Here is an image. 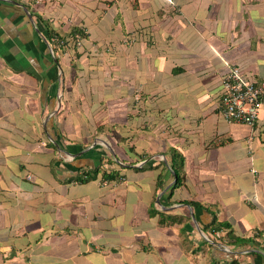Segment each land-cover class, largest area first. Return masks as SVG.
<instances>
[{"label": "crops", "instance_id": "obj_1", "mask_svg": "<svg viewBox=\"0 0 264 264\" xmlns=\"http://www.w3.org/2000/svg\"><path fill=\"white\" fill-rule=\"evenodd\" d=\"M231 65L264 79V0H0V264H264V95L226 121Z\"/></svg>", "mask_w": 264, "mask_h": 264}, {"label": "built area", "instance_id": "obj_2", "mask_svg": "<svg viewBox=\"0 0 264 264\" xmlns=\"http://www.w3.org/2000/svg\"><path fill=\"white\" fill-rule=\"evenodd\" d=\"M224 91L220 100L221 114L229 123L255 125L259 117L264 79H248L240 66H229L223 81Z\"/></svg>", "mask_w": 264, "mask_h": 264}, {"label": "trees", "instance_id": "obj_3", "mask_svg": "<svg viewBox=\"0 0 264 264\" xmlns=\"http://www.w3.org/2000/svg\"><path fill=\"white\" fill-rule=\"evenodd\" d=\"M49 30H50V32H51V36H53V35H56L57 36V39H58V41H60V40H62L63 38H62V35L60 34V33H54L50 28H49ZM68 34H70L71 35V40H72V42H73V44H75V45H77V43H78V41H79V39H81V38H85L86 37V33H85V31L83 30V29H79V28H76V27H72L71 28V30H70V32L68 33ZM65 42H67V41H65ZM64 42V43H65ZM176 156H178L177 154H175V153H173V160H172V169L175 171V176H176V178H175V182H174V184H173V186H172V188L170 189L171 191V193L173 192V190L178 186V185H180V182H181V178H180V174H179V171H178V165H183L184 164V161H183V159H180V160H177L175 157ZM98 171H99V168H95V174H97L98 173ZM93 176H91V178H92ZM109 177H110V175H109ZM111 177L112 178H116L117 177V174H114V175H111ZM90 178V177H89ZM159 179H158V185L159 186H163L164 185V179H163V176L162 175H160L159 177H158ZM80 180H83V179H80ZM190 204H192L191 202H190ZM208 228H211V230L212 231H216V230H222V229H226V228H228V227H230V223L229 222H227V221H218L217 220V217L216 216H214V219L211 221V223L207 226ZM233 236V241L234 242H239V243H241V244H244L245 242H249L250 241V239H247V238H239V237H237V236H235L234 234H233V231L232 230H230L229 232H228V236ZM237 259H232L231 261H230V263L229 264H237ZM222 264H225V263H222Z\"/></svg>", "mask_w": 264, "mask_h": 264}, {"label": "rangeland", "instance_id": "obj_4", "mask_svg": "<svg viewBox=\"0 0 264 264\" xmlns=\"http://www.w3.org/2000/svg\"><path fill=\"white\" fill-rule=\"evenodd\" d=\"M126 41L129 42V39H127Z\"/></svg>", "mask_w": 264, "mask_h": 264}]
</instances>
